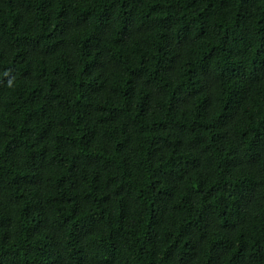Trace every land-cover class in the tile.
Wrapping results in <instances>:
<instances>
[{
  "label": "trees",
  "instance_id": "1",
  "mask_svg": "<svg viewBox=\"0 0 264 264\" xmlns=\"http://www.w3.org/2000/svg\"><path fill=\"white\" fill-rule=\"evenodd\" d=\"M0 264H264V0H0Z\"/></svg>",
  "mask_w": 264,
  "mask_h": 264
}]
</instances>
